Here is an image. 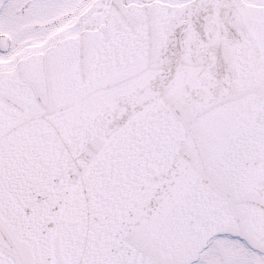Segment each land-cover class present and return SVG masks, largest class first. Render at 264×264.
<instances>
[{"label": "snow or ice", "instance_id": "6c2138e0", "mask_svg": "<svg viewBox=\"0 0 264 264\" xmlns=\"http://www.w3.org/2000/svg\"><path fill=\"white\" fill-rule=\"evenodd\" d=\"M0 264H264V0H0Z\"/></svg>", "mask_w": 264, "mask_h": 264}]
</instances>
